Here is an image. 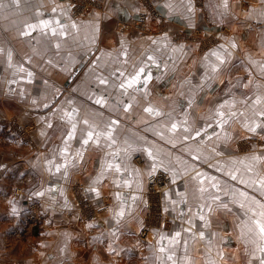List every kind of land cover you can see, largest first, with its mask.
Listing matches in <instances>:
<instances>
[{
	"label": "crops",
	"instance_id": "crops-1",
	"mask_svg": "<svg viewBox=\"0 0 264 264\" xmlns=\"http://www.w3.org/2000/svg\"><path fill=\"white\" fill-rule=\"evenodd\" d=\"M4 2L8 4V0ZM95 2V8L79 16L72 13L70 0H20L19 6L0 9V47L12 51L11 66L7 56L0 55V264H161L158 234H174L180 227H187L176 218L179 208L184 206L172 211L173 206L164 193L178 200L174 193L183 192L187 198L184 210L197 211V205L204 201L199 199L198 185L191 179L195 171L215 176L222 185L228 186L227 196L223 191H209L228 203L231 211L217 208L216 204L212 205L211 213L205 209L210 219V227L205 231L214 234L211 245L207 238L201 240L197 236L189 241L187 251L183 246H177V264H208L209 260L216 264H248L251 257L246 255V248L251 251L254 246L245 245L241 228L247 219L246 209H259L238 193L233 197L231 189L245 191L264 203V196L260 195L257 186L249 188L239 182V178L251 182L264 177V160L253 163L247 159L254 151L257 154L264 151V139L250 137L241 120H233L227 128L231 139L225 140V133L217 129L221 133L220 140L213 136L204 138L199 144L193 140L183 142L186 133L179 130L170 133V121L166 117L150 116L143 109L151 105L163 113H171L177 122L187 119L188 126L195 130L202 123L207 125L214 105L226 98L228 89L239 101L244 95L253 94L255 84L264 85V79L256 75L252 76L253 83L247 88L237 84L238 80L247 83V77L253 71L247 67L249 58L264 63V24L260 23L264 18L251 11L264 10V3L261 0H228L227 14H223L225 10L220 7V0H192L194 11L189 14L186 0L185 3L152 0L160 19L149 17L146 30L142 31L134 27L120 28L121 23L130 24L140 11H145L141 0ZM53 8L57 9L56 13L52 12ZM61 10H64L63 15H60ZM37 13L43 15L37 18ZM189 16L192 27H189ZM49 18L65 22L64 36H45L40 32L33 33L34 38L20 35L27 24ZM73 23L76 28L71 27ZM196 31L208 38L206 47L181 37V33L188 35ZM153 40L159 44H152ZM230 41H235L236 49L229 47ZM220 44L232 53L234 62L244 63L238 64L230 73L217 74L201 89L203 58ZM125 52L126 56L123 55ZM146 55H153L163 62L159 70L153 69L154 77L159 78L150 82L148 96L140 92L134 94L129 113L114 111L112 101L121 97L116 89L100 85L97 77L104 76L110 83H119L112 74L125 70L132 72V66ZM20 67L25 71H19ZM28 72L32 73L31 77ZM226 83L228 89H225ZM101 95L107 99L105 107L94 103ZM123 99L127 102L130 97ZM189 100L191 106L187 105ZM180 102L184 103L183 108L178 106ZM238 107L244 110L243 106ZM73 108L78 112V120L87 119L96 125L118 119L120 123L114 132L116 145L109 149L105 141H101L100 147L93 144L84 151L82 160L77 159L75 165L69 167L67 177L50 176L45 170V158H53V150L62 146L69 126L60 117L64 111ZM84 129L85 125L78 123V137ZM157 133H162L164 138ZM133 139L136 140L134 148H152L159 152V158L165 164L171 161L172 167L181 173L175 184L170 182L160 193L157 201L165 223L151 229L144 238L146 241L139 237V231L147 226L145 221L150 216L145 194L146 171L151 163L147 155L133 151L131 159L126 160L130 170L136 168L143 174L142 192H137L135 185L132 189H117L113 183L114 172L107 174L101 183H92L102 171L106 154L125 148V140L131 142ZM169 140L176 141V146L173 147ZM188 146L194 149L192 155H200L199 160H193L183 151ZM79 147L77 141L71 142L72 156ZM197 147L199 152L195 151ZM184 161L194 170L189 169L184 174L187 167ZM246 165H251V172L246 170ZM236 169H239L236 172L238 179L233 181L225 173ZM165 172L171 181V173ZM50 187L58 190L40 198L32 195ZM91 187L98 188L99 197L89 191ZM117 191L141 197L132 204L130 211L126 210L119 223L113 219L114 210L119 207V202L114 199ZM233 199L237 202L232 203ZM12 202L17 210L15 215ZM81 202L92 211L89 215L82 209ZM241 202L245 205L243 209ZM33 203L40 209L31 207ZM104 205L107 207L102 210ZM217 250L224 258L217 255Z\"/></svg>",
	"mask_w": 264,
	"mask_h": 264
},
{
	"label": "snow or ice",
	"instance_id": "snow-or-ice-1",
	"mask_svg": "<svg viewBox=\"0 0 264 264\" xmlns=\"http://www.w3.org/2000/svg\"><path fill=\"white\" fill-rule=\"evenodd\" d=\"M180 2L185 3V0H180ZM261 3H264V0H261ZM19 4L20 0H8V4H5L4 0H0V9H3L9 5L19 6ZM168 7L171 8L172 5L169 4ZM220 7L225 10L223 14H227L226 10L228 9V0H220ZM186 11L189 14L193 13L194 5L192 0H186ZM251 11L256 16L264 18V10ZM52 12L56 13L57 9L53 8ZM63 14L64 10H61L60 15ZM41 15H43V13H37V18ZM188 19L189 27H192L193 25L191 24V16H189ZM260 23L264 24V20H261ZM71 27L76 28L77 26L75 23H73ZM66 31L67 25L63 20L51 18L37 19L36 23L27 24L25 30L20 32V35L22 37L34 38L33 33L40 32L45 36L49 34L52 36H64ZM164 39L167 40V37H164ZM94 42L95 39H93V43ZM152 44L157 45L159 44V41L153 40ZM56 47L59 48V44H57ZM164 47H167V44H165ZM229 47L236 49L237 44L235 41H230ZM180 48L182 49L183 46L181 45ZM0 55H6L9 61V66H11L12 51L5 50L3 47H0ZM123 55L126 56L127 53L125 52ZM203 59L205 61V63L201 65L203 69V78L199 85L201 89L207 86L210 81H213L217 74L230 73L232 69L237 68L238 64L244 63L243 61L234 62L232 53L223 44H220L218 47L209 50ZM125 63H127V61H125ZM162 65L163 62L158 60L155 56L146 55L132 66V72L125 70L112 74V76H114L116 80L119 81V83H110L109 78L104 76H98L97 80L100 85L110 86L116 89L119 93L121 99H113L112 101L113 110L117 112L122 110L125 113H129L133 106L131 100L135 99L134 94L140 92L143 93L145 97L149 95L147 89L150 82L159 78L154 77L153 69L159 70ZM247 67L253 69V71L250 72L247 77V83L239 80L237 81V84H243V87L245 88L249 87V85L253 83V75H256L259 79H264V63L254 61L249 58L247 61ZM18 70L21 72L25 71L23 67H20ZM28 76L31 77L32 73L28 72ZM225 89H228L227 83L225 84ZM124 97H130V100L126 102L123 99ZM94 103L101 107H105L107 104V99L105 96L101 95L95 99ZM191 104L192 101L189 100L187 105L191 106ZM238 105L243 106L244 110H240ZM178 106L183 108L185 105L183 102H180ZM45 107L47 108L48 105H45ZM143 111L153 117H166V119L170 121V126L168 127V131L170 133L174 134L179 130L187 134L183 136V142L193 140L197 141V144H199L204 138L211 139L213 136L216 137L217 140H220L221 133L217 132V129H220L225 133V140L231 139V137L227 135V128L230 126V123L233 120H241L242 127L250 134V137L255 138L258 136L264 139V85L259 83L254 85V91L252 95H244L239 101L235 99L231 90L228 89L226 98L218 101L214 105L207 125L204 126L202 123L201 126L195 130L188 126L187 119L177 122L173 120L171 113H163L151 105L145 107ZM60 119L66 122L69 127L64 134L62 146L53 150V158H45V170L50 176L60 174L64 177H67L69 167L74 166L77 159L82 160L84 158V151L93 144H95L97 147H100L101 141H105V146L109 149L116 145V137L114 136V132L120 123L118 119H110L103 122L102 125H96L89 123L87 119L83 121L78 120V112L74 108L64 111ZM78 123H83L85 125V129L80 132L79 137L77 136ZM48 127L51 128L52 125L49 124ZM209 129H212V131L209 132ZM193 131L194 135L192 134ZM157 135H160L162 139L164 138L162 133H157ZM137 139L143 140V138ZM74 140L77 141L80 147L76 150L75 155L72 156L70 152V144ZM168 142L171 143L173 147L176 146V141L169 140ZM135 143V139L131 140V142H129V140H125V148L117 149L116 151L107 153L106 162L102 166V171L92 183L97 185L101 183L102 179L105 178L107 174L114 172L116 174V179L113 181V183L117 189L121 187L132 189L133 185H135V190L137 192H142L143 174L139 169L136 168H132L130 170L128 164L126 163V160L131 159V152L142 151L151 161L150 165L147 167V176L152 177L155 175L158 169H164L165 171L171 173V183L175 184L181 173L172 167L171 161H169L168 164H165L164 160L159 158V152H154L152 148L148 147L134 148L133 145ZM183 151L191 155L193 160H199L201 158L200 155H192L194 149H192L190 146L185 147ZM195 151L199 152V147H197ZM215 151L216 146L213 145V152ZM70 156L72 157L71 159ZM108 157H110V159H108ZM247 159L253 163L264 160V151L260 152L259 154L254 151L250 157H247ZM177 160L179 161V157H177ZM183 163L187 165L186 161ZM232 163L235 164L236 162L233 161ZM240 163H243V161H240ZM245 167L248 172L252 171L251 165H246ZM189 169L194 170V167L192 165H187L184 174H187ZM216 170L221 171L220 168H217ZM238 171L239 169H236L235 172L229 171L225 174L228 175L231 180L236 181L238 179L236 172ZM191 179L198 185L196 192L199 193V199L204 201V203L197 205V211L192 212L190 209L188 211L184 210L187 207V198L183 192L174 193L179 197L178 200L171 199L169 193H164L165 198L168 199L170 205L173 206L172 211H176L180 205L184 206L179 208L176 218L179 219L182 224H187V227H180L179 230L175 231L174 234L164 232H160L158 234L159 242H161L159 247L161 256L158 257V259L161 261V264H167L168 261H171L172 264H177L176 247L183 246L185 251H187L189 241L195 240L197 236L201 240H205L207 238V243L211 245L212 236L214 234L206 233L205 229L210 227V219L207 213L212 212L213 204H216L217 208L229 212L231 211L228 203H225L219 195H215L209 191V189H214L217 193L223 191L224 195L227 196L229 191L227 190L228 186L226 184L222 185L217 177L209 176L206 173L200 171H195V175H193ZM239 182L249 188L253 187L254 185L257 186V190L259 191L260 195L264 196V177H261L259 180H252L251 182H249V180L239 178ZM57 190L58 189H53L50 187L45 191H36L32 193V195L40 198ZM89 191L94 193L97 197L100 196V192L97 187H91ZM231 193L233 197H235L238 193L239 197L250 200L253 204L257 205L259 209V211L252 208L246 209L244 215L247 217V219L243 221L241 236L244 239L246 246H254L251 251H248L246 248V255L251 257L248 264H252V261H256V264H264V203L256 200L255 197L248 196L247 192L241 191L239 189L233 188L231 189ZM114 199L119 202V207L118 210H114L113 219L119 223L126 215V210L130 211L132 204H136L138 201H140L141 197L138 195H131L130 192L125 194L117 191L114 194ZM129 201H131V204ZM217 201H219L218 204L216 203ZM236 202L237 201L235 199L232 200V203ZM240 207L242 209L245 208L244 203L241 202ZM205 209H207V213L205 212ZM12 212L14 215L17 212L14 202H12ZM89 227H93V225H89ZM182 233L184 234L183 236ZM112 235L115 236V232H113ZM257 253L259 254L257 255ZM217 255L221 258H224L223 253L219 250H217ZM208 264H216V262L214 260H209Z\"/></svg>",
	"mask_w": 264,
	"mask_h": 264
},
{
	"label": "built area",
	"instance_id": "built-area-1",
	"mask_svg": "<svg viewBox=\"0 0 264 264\" xmlns=\"http://www.w3.org/2000/svg\"><path fill=\"white\" fill-rule=\"evenodd\" d=\"M71 1V7H72V13L75 16H79L83 12L90 11L91 8L96 7V2L95 0H70ZM144 4L145 11H140L139 14L137 15L136 19L130 23H121L120 28L127 30L128 28L134 27L139 30H146V22L149 17L152 19L158 20L160 19V13L155 9L152 0H141ZM199 31L194 32L191 35H186L184 33H181V37L185 39L187 42H194L197 43L199 40L204 37ZM200 46L202 48L206 47V43L202 44V42H199ZM147 184H146V189H145V194H146V207L150 211V205H152V198L153 194L152 193H157L159 194L158 199L160 197V193L165 191V189L170 185V178L168 174L165 171H162L160 169L157 170L155 175L152 177L147 176ZM31 207H33L35 210H39L40 207L33 203L31 204ZM106 205H104L103 209H106ZM147 227V226H146ZM143 228L142 231L140 230L139 236L141 238H145L148 236L149 230L148 228Z\"/></svg>",
	"mask_w": 264,
	"mask_h": 264
},
{
	"label": "rangeland",
	"instance_id": "rangeland-1",
	"mask_svg": "<svg viewBox=\"0 0 264 264\" xmlns=\"http://www.w3.org/2000/svg\"><path fill=\"white\" fill-rule=\"evenodd\" d=\"M188 35H191V33ZM201 37H202V35H201ZM207 40H208L207 37H202L199 40V42H202V44H204V43H206ZM15 192H16V190H15ZM152 194H153V196H152V198H150L152 200V205H150V211H149L150 216H149V218H146V221H145V224H147L146 228H148L149 231H151V229H153V228L159 227L160 223H162V222H163V224L165 223L164 222V214L162 212V209H160V207L158 205V201H157L159 194H157V193H152ZM81 207H82V209L87 210L86 215H89L90 214L89 212H92L89 210L90 208L88 207V205H86L84 202H81ZM101 209L104 210L103 207H101ZM142 229H140V230L142 231ZM141 239H143V241H146V239H144V238H141Z\"/></svg>",
	"mask_w": 264,
	"mask_h": 264
}]
</instances>
